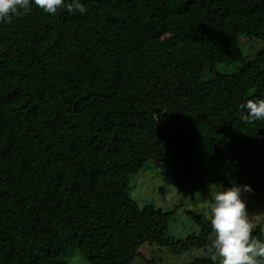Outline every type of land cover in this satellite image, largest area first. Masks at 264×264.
Instances as JSON below:
<instances>
[{"label":"trees","instance_id":"obj_1","mask_svg":"<svg viewBox=\"0 0 264 264\" xmlns=\"http://www.w3.org/2000/svg\"><path fill=\"white\" fill-rule=\"evenodd\" d=\"M83 3L0 21V264H70L75 251L218 264L209 218L186 211L195 229L174 238V211L140 206L130 182L149 167L192 194L247 184L264 212V120L241 118L264 98V51L243 47L264 44V0Z\"/></svg>","mask_w":264,"mask_h":264},{"label":"clouds","instance_id":"obj_2","mask_svg":"<svg viewBox=\"0 0 264 264\" xmlns=\"http://www.w3.org/2000/svg\"><path fill=\"white\" fill-rule=\"evenodd\" d=\"M33 5L47 14H56L61 8L81 14L86 11L83 0H0V21L10 20L21 10L26 14ZM242 107L247 110L242 119L264 120V98L249 99ZM242 191H251V187L237 183L230 187L217 184L209 193L211 247L219 264H264V239L253 235L255 224L246 210Z\"/></svg>","mask_w":264,"mask_h":264},{"label":"rangeland","instance_id":"obj_3","mask_svg":"<svg viewBox=\"0 0 264 264\" xmlns=\"http://www.w3.org/2000/svg\"><path fill=\"white\" fill-rule=\"evenodd\" d=\"M256 21L258 28L264 29V21L260 18H257ZM251 40L248 39L249 43L243 44L245 51L250 49L251 56L253 57L257 54L263 53V42L256 39L253 41ZM171 157L175 169L183 175H187L189 169L185 152L181 148L172 147ZM216 187L217 184L210 185L205 190L196 194L185 191L183 192L178 190L170 179L165 178L149 167H145V169L131 180L129 195L140 206L153 205L163 211H174L169 222V233L174 238H185L195 229L194 224L186 215V211H193L202 215L204 219H208L211 204L209 193L210 191H214ZM241 195L246 201V210L252 219V222L255 226L262 225V229L264 230V212L255 199L251 198L248 193L242 192ZM259 211L261 215L259 214ZM161 253L158 252L156 256L161 255ZM201 254L206 255L203 249L196 251L195 255L200 256ZM70 256V264H89L83 253L75 251ZM189 258L190 256H178L175 257L174 260L180 263V261H185L184 259Z\"/></svg>","mask_w":264,"mask_h":264}]
</instances>
